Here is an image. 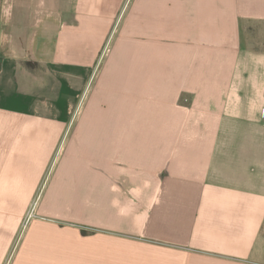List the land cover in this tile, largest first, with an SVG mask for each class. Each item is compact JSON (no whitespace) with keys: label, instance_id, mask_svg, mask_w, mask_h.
<instances>
[{"label":"crops","instance_id":"crops-1","mask_svg":"<svg viewBox=\"0 0 264 264\" xmlns=\"http://www.w3.org/2000/svg\"><path fill=\"white\" fill-rule=\"evenodd\" d=\"M255 21L264 0H0V219L46 216L10 264H264Z\"/></svg>","mask_w":264,"mask_h":264},{"label":"rangeland","instance_id":"rangeland-1","mask_svg":"<svg viewBox=\"0 0 264 264\" xmlns=\"http://www.w3.org/2000/svg\"><path fill=\"white\" fill-rule=\"evenodd\" d=\"M243 28L244 35L246 36V38H242L243 42L247 43L249 47L264 50V22L255 21L247 27L244 25ZM109 43L110 40L107 44L108 46ZM181 99L186 104L190 102L188 97L182 96L180 100ZM39 206L40 204L37 199H35L33 203L28 204L24 214L20 215L18 220L15 218L0 219V226L4 227V234L0 235V264L11 263V259L18 247L20 238L26 228L31 224V221L40 218L39 216L46 218L45 215L38 212ZM29 215H31L30 218H28ZM57 221H61L62 223L68 222L64 219H57Z\"/></svg>","mask_w":264,"mask_h":264},{"label":"built area","instance_id":"built-area-1","mask_svg":"<svg viewBox=\"0 0 264 264\" xmlns=\"http://www.w3.org/2000/svg\"><path fill=\"white\" fill-rule=\"evenodd\" d=\"M30 217H31V215L28 216V218H30Z\"/></svg>","mask_w":264,"mask_h":264},{"label":"trees","instance_id":"trees-1","mask_svg":"<svg viewBox=\"0 0 264 264\" xmlns=\"http://www.w3.org/2000/svg\"><path fill=\"white\" fill-rule=\"evenodd\" d=\"M83 233H85V231H83Z\"/></svg>","mask_w":264,"mask_h":264}]
</instances>
